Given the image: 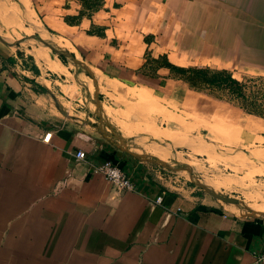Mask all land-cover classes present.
Wrapping results in <instances>:
<instances>
[{
    "label": "crops",
    "instance_id": "0c3cea01",
    "mask_svg": "<svg viewBox=\"0 0 264 264\" xmlns=\"http://www.w3.org/2000/svg\"><path fill=\"white\" fill-rule=\"evenodd\" d=\"M15 10L77 58L64 40L74 38L83 52L78 59L101 77L99 94L155 114L153 123L135 124L129 106L119 115L122 134L143 130L156 141L180 142L204 132L213 145L248 150L258 149L253 139L264 140V122L249 115L223 114L211 104L202 113L208 119L175 114L193 90L167 69L264 77V0H20L0 5L5 27L18 22ZM16 46L0 43V264L251 263L264 248L263 219L236 215L193 188L160 185L153 167L116 151L88 125L93 114L77 102L80 93L57 76L71 77V66L46 47H32L50 70L42 73L17 57ZM85 86L90 94L89 78ZM154 121L176 124L183 134ZM78 150L81 160L74 158ZM161 151L152 155L168 161ZM102 160L117 164L132 190L94 175Z\"/></svg>",
    "mask_w": 264,
    "mask_h": 264
},
{
    "label": "rangeland",
    "instance_id": "374dc122",
    "mask_svg": "<svg viewBox=\"0 0 264 264\" xmlns=\"http://www.w3.org/2000/svg\"><path fill=\"white\" fill-rule=\"evenodd\" d=\"M19 1L20 0H1L0 5L5 6L7 4H15L16 6ZM12 14L20 16V14L16 10L13 11ZM34 20L44 31H47V28L45 27L43 21L42 23H40L36 17ZM28 25L29 24L27 22L22 21V26L24 28H28ZM22 32V29L18 28L17 26L11 28L5 27L0 19V36L6 41H15V36L17 34L20 35V38L25 37ZM33 35L36 34L33 33ZM64 40H66V42L70 45L75 54H77V58H79L80 56L83 57V52L79 50V46L78 44H76L74 38ZM37 46L39 45L34 41H27L24 43H20L16 46V49L12 51H15L17 57L20 55L21 58H24L27 61L30 60L31 62H35L38 67L42 68V73L44 72V70L50 72V70H48V67H46L44 63L38 61L36 56L32 54L31 48ZM50 55L55 56L52 53H50ZM56 58L58 59V57ZM63 65L67 68L69 67L67 63H64ZM72 69L73 68L71 66V68L69 69L70 74ZM93 73H95V75L98 77L99 89V86L102 85L101 77L96 74L95 71H93ZM57 76H60V83L61 80H64L65 85L72 86L73 88H75L78 94L80 93V87L74 81V79L71 78L72 75L71 77L66 75V78L61 75ZM238 78L243 83V98H236L233 95L216 89L203 90L201 88V92L199 93L195 91H188L187 93H185L188 97L187 104L184 103L181 107H178L177 110L174 111V113L178 115L183 113L180 115L182 117L191 116L200 119H208V117H202V113H204L206 109H208L207 105L211 104L214 108L217 107V109L220 110L223 114L238 117L237 115L240 114L247 115V112L250 113L249 117L251 120H258L259 122H264V77L238 76ZM78 79L81 81V77ZM63 87L64 85L61 87L62 90ZM100 92L101 94L98 93V95L100 97L99 100L101 101V109L103 116L109 124L111 122L115 126L114 128L118 130L120 134H122L123 132L122 129L119 128L121 125L120 120H122L120 119L119 115L129 106L131 108L129 117L131 118V120H128L135 124H143L144 118H148L150 120V118H152L150 116L155 115L148 112H139L136 106H134L135 104L133 103V101L110 96L102 92L101 90ZM91 94L92 92L90 93V96ZM77 102H79L80 104L82 103L87 108V111L93 114V105L88 104L85 98L83 99L80 96V100H78ZM222 109H229L235 111L236 114L224 112ZM189 118H186V121H189ZM242 118L244 117L242 116ZM88 119H90V122H88L89 124H95L94 117H91L89 115ZM150 122L152 121L150 120ZM154 123L156 124L155 126H157L158 128H166L179 134H183V132L178 131L179 127L176 124L160 125L157 121H154ZM185 136L187 141L176 142V140L173 139H168V141H165L166 138L164 139V141H156L147 132L143 130H138V132L136 131V133H134L132 137L126 138L125 144L130 151L137 150V152L134 153L147 154L152 157H154L152 155L153 153H159L157 155L162 156V154L159 152L162 150L161 152L165 153V156H167L168 158L167 164L171 165L172 167H176L180 163L186 164L192 169L194 176L200 180H203L204 184L210 186H224L223 189L218 191L221 195L233 199H238L254 211L264 212V145L262 148L258 146V144H260V142H264V140H260L257 138L253 139L250 143H252L253 146L257 145L258 149L253 150L251 148L248 150L231 145L224 146L217 143H214L213 145L209 143L204 132L186 133ZM195 140L196 142H193ZM198 140H201L202 143L205 145L213 147L211 148L209 146L201 145ZM176 143L177 145H175ZM149 145H159V149H155ZM143 164L148 167H152L149 164ZM153 168L155 169L156 167ZM164 173L168 175V177L171 179L170 182L166 183V186L169 189L189 190L193 188L194 190H198L196 187L190 184L186 172L165 171ZM205 196L209 198L207 195ZM216 203L227 211L231 212L232 209H234L239 213L246 214V212L241 211L235 205H231L230 208L229 206H225L220 202Z\"/></svg>",
    "mask_w": 264,
    "mask_h": 264
},
{
    "label": "water",
    "instance_id": "95a60500",
    "mask_svg": "<svg viewBox=\"0 0 264 264\" xmlns=\"http://www.w3.org/2000/svg\"><path fill=\"white\" fill-rule=\"evenodd\" d=\"M27 41H34L41 47H46L49 49L50 53L55 55L58 58H61L65 63L70 64L72 66L71 75L74 81L79 85L80 95L84 99H86L88 104L93 105V117L95 124H88L92 127L97 135L105 141L108 145L113 147L116 151L131 157L132 159L138 161L139 163H146L152 167L160 168L169 172H178L184 171L187 173L190 184L196 187L200 192L207 195L212 201L220 202L224 205H235L239 207L241 210L245 211L248 216L256 217L264 220V213L257 212L250 209L247 205H245L242 201L238 199H233L229 197H225L221 195L219 192L212 190L211 188L204 185L200 179L196 178L193 174L192 169L186 164H178L176 167H172L171 165L162 162L155 157H152L147 154H137L130 151L125 144L126 138L121 137L118 131L110 125L103 116L101 103L98 99V78L97 76L79 59L68 52L66 49L52 43L48 40H42L36 35H30L22 37L16 41L8 42L4 38L0 36V43L8 46L15 47L17 44L24 43ZM83 75L87 77L91 81V85L93 87L92 94L88 93L87 87L78 79L79 75ZM106 130L108 132H106Z\"/></svg>",
    "mask_w": 264,
    "mask_h": 264
},
{
    "label": "trees",
    "instance_id": "16d2710c",
    "mask_svg": "<svg viewBox=\"0 0 264 264\" xmlns=\"http://www.w3.org/2000/svg\"><path fill=\"white\" fill-rule=\"evenodd\" d=\"M86 35H91V32L86 31ZM58 60L62 64L65 63L61 58H58ZM167 69L195 92H201V88L203 90L216 89L233 95L236 98H243V83L241 80H236L224 70H210L196 67L179 68L172 65H167ZM246 114L250 115L247 112Z\"/></svg>",
    "mask_w": 264,
    "mask_h": 264
},
{
    "label": "built area",
    "instance_id": "2783aa9c",
    "mask_svg": "<svg viewBox=\"0 0 264 264\" xmlns=\"http://www.w3.org/2000/svg\"><path fill=\"white\" fill-rule=\"evenodd\" d=\"M49 137H50V134L47 133L41 138V140L43 142H47ZM82 157H83V153L80 150H78L74 155V158L76 160H81ZM164 172H165L164 170L155 168L153 175H154L156 182H158L160 185L164 187H167L166 183L170 182L171 179ZM92 173L94 175H98L102 177L103 180L111 184L118 191L119 190H132L133 188L132 183L130 182L128 177H126L125 174L122 172L121 168L117 164L109 160L100 161V163H98L92 168ZM57 188H58V185H55L54 190L52 192L53 193L57 192L56 191ZM155 203L159 204L160 199L157 198L155 200ZM249 264H264V248L259 253L252 255V261Z\"/></svg>",
    "mask_w": 264,
    "mask_h": 264
},
{
    "label": "bare ground",
    "instance_id": "6f19581e",
    "mask_svg": "<svg viewBox=\"0 0 264 264\" xmlns=\"http://www.w3.org/2000/svg\"><path fill=\"white\" fill-rule=\"evenodd\" d=\"M1 1V0H0ZM19 14H20V16H16L15 14H12L13 13V11H10V14L12 15V16H14V17H17L18 18V22L17 23H15V25L14 26H17L18 28H21L22 29V34L24 35V36H30V35H33V33H35L40 39H42V40H48V41H51L52 43H54V44H56V45H58V46H60V47H62V48H64V49H66L67 50V48L64 46V44L62 43V42H60V41H58V40H52V39H49V38H47L46 36H44L41 32H39V31H36L34 28H32L31 27V25L29 24V22H28V20L25 18V16L20 12V11H18V10H16ZM22 21H25V22H27L29 25V27L28 28H24L23 26H22ZM39 47V46H38ZM68 51V50H67ZM69 52V51H68ZM76 59H78V58H76ZM69 66H71L70 64H68ZM80 77H81V81H82V83L85 85V83H86V81H87V77H84L83 75H81L80 74ZM106 132H108L107 130H106ZM134 134H127V135H122L121 134V137H123V138H125V137H128V138H130V137H132ZM154 139V138H153ZM155 140V139H154ZM263 145H264V142H261L258 146L259 147H263ZM149 146H151V147H153V148H155V149H159V145L158 146H155V145H149ZM162 162H165V163H167V161H162ZM201 182L202 183H204L203 182V180H201ZM204 185H206V184H204ZM207 187H209V188H211L212 190H214V191H216V192H218V191H220L221 189H223L224 188V186H210V185H206ZM225 206H230L231 207V205H225ZM239 208V207H238ZM240 209V208H239ZM241 210V209H240ZM241 211H243V210H241ZM232 213H234V214H236V213H238V214H236V215H246V214H244V213H239V212H237L236 210H234V209H232V211H231ZM245 212V211H244ZM257 212H262V213H264L263 211H257Z\"/></svg>",
    "mask_w": 264,
    "mask_h": 264
}]
</instances>
